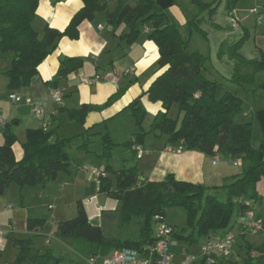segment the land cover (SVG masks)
<instances>
[{"label": "trees", "instance_id": "16d2710c", "mask_svg": "<svg viewBox=\"0 0 264 264\" xmlns=\"http://www.w3.org/2000/svg\"><path fill=\"white\" fill-rule=\"evenodd\" d=\"M82 1L83 7L74 14L64 30L46 24L41 32L36 26L40 0H0V57L10 61L7 72L9 87L16 89L29 85L38 75L40 65L58 47L63 37L74 40L80 37V25L85 20L105 18L113 27L124 25L119 39L128 45L135 43L145 25L150 24L152 29L147 37L157 45L160 54L158 65L165 71L147 90L151 101L162 103V110L155 115L149 132L165 134L169 142H180L183 147L198 149L211 157L223 154L238 165L241 163L242 171L234 175L229 183L220 186L180 180L174 174H168L159 181H146L137 185L139 174L136 166L120 171L107 166L104 169L117 176L115 192L121 199L123 221L129 222L133 216L143 218L139 239L106 237L101 226L91 223L82 201L77 203V215L74 218L59 222V235L84 239L94 244L97 248L95 254L106 255L124 247L141 248L156 241L155 217H164L166 208L172 206L187 210V224L191 231L183 233L175 229L174 237L184 239L189 244L232 232L239 217L246 215L259 201L257 184L264 178V108L254 112L260 132L256 146L252 142L253 122L236 120L244 103L237 89L256 84L259 76L264 75V53L261 52L254 59L241 54L247 34L233 42L224 41L219 55H226L234 61V72L231 77L219 82L206 75L213 68L210 57L199 51H189L192 29L207 36L200 26L202 18H193L188 22V30L183 31L167 12L159 8L157 0ZM191 1L199 11L208 10L210 16L217 11L214 5L220 2ZM238 1L226 0L229 13L235 9ZM83 63L81 58L63 57L61 77L80 69ZM47 83L54 87L58 85V81ZM221 87H224L222 93ZM257 89L264 90V79ZM117 96L112 97L107 104ZM174 105L178 106L177 116L170 114ZM129 108L140 132L135 135L134 141L124 144L116 143L109 133L102 135L104 156L107 158L111 157L115 147L142 144L148 133L142 125L147 112L139 100H134ZM93 109L94 106L85 104L77 109H68L67 113L71 119L84 123L87 114ZM3 133L5 142L0 146V196L11 183L20 187L45 185L57 179L59 172L71 171V156L67 149L78 135L52 141L53 131L27 129L23 142L24 157L18 161L13 151L17 135L11 124L5 126ZM111 185L109 176L104 178L101 192L110 191ZM219 191H224L225 198L217 194ZM44 223V219L30 218L28 229L33 230ZM241 236L245 239L246 249L242 264H264V242L255 245L246 239V235ZM12 241L18 251L12 264H60L51 249L35 246L33 236L13 238Z\"/></svg>", "mask_w": 264, "mask_h": 264}, {"label": "crops", "instance_id": "0c3cea01", "mask_svg": "<svg viewBox=\"0 0 264 264\" xmlns=\"http://www.w3.org/2000/svg\"><path fill=\"white\" fill-rule=\"evenodd\" d=\"M205 1L211 3L217 0ZM157 4L183 31L188 30V22L193 18L196 16L202 18L200 26L207 34L202 36L209 45L212 33L216 36L215 44L219 48L224 41L233 42L247 34L248 38L240 50L241 54L253 59L259 57L261 52L264 53V19L259 21V16L264 13V0H239L230 13L226 0H220L214 5L217 6V11L213 16L209 15L208 10L199 11L191 0H157ZM82 7V0H40L36 26L41 32L46 24L64 30ZM220 15H225L224 19H217ZM123 29L124 25L113 27L105 18L83 21L80 25V37L76 40L63 37L58 47L40 65L39 73L32 82L16 89L9 87L7 72L10 61L0 57V110L6 119V125L11 124L17 135V141L13 145L16 160L24 157L23 142L27 129L42 128L47 124V131H53L52 141L78 135L67 149L71 156L70 172H59L57 179L45 185L20 187L11 183L0 196V256L9 249L13 238L43 236L44 247L35 246L39 249H51L59 258L60 264H86V260L75 261L67 257L66 250L76 246L77 239L60 236L58 229L60 221L72 219L74 218L72 216L77 215L79 201H82L91 223L101 226L106 237L120 240L139 239H131L120 232L121 226L127 225L128 222L123 221L121 199L115 192L116 173L107 171L112 180L111 190L100 192L97 189L96 178L83 169L84 165H95L100 168L110 166L115 171L136 166L139 174L137 185L146 181H159L168 174H174L180 180L205 186H220L226 184L223 182L229 183L234 175L239 174L229 172L226 168H218L224 158L223 154H219L220 160L214 164V157L195 148L183 147L181 152L169 150L183 145L180 142H169L165 134L149 132L155 115L162 110V103L151 101L147 90L165 68L159 67L158 47L147 37L152 29L150 24L145 25L139 39L131 45L120 42L119 36ZM195 32L198 31L191 30L189 47ZM245 50L247 55L243 54ZM65 56L81 58L84 63L80 69L61 77V61ZM221 61L225 62L224 59ZM212 66L213 68L206 72L210 79L223 82V78H229L220 69ZM96 76L100 78L94 80ZM85 79L91 82H84ZM263 79L264 75H260L256 84L237 89V92L244 89L251 96L249 98L251 102L236 116V120L238 117L239 122L252 121L254 127L257 125L258 132L259 123L254 117V112L256 109L264 108V90L257 89ZM54 81H58L57 87L62 88L65 94L60 103H54L50 96L51 88L54 86L47 82ZM220 89L223 91L224 87ZM13 91L31 97L34 105L10 101L8 95ZM115 95L118 96L107 104ZM137 99L147 112L142 125L148 133L144 142L139 144L145 150L144 155L142 157L137 155L135 149L137 144L134 143L130 146L115 147L111 157L107 158L104 156L102 135L109 133L116 143L124 144L134 141L135 135L140 132V127L129 108ZM85 104L94 106L95 109L87 114L84 123L69 117L68 109H77ZM35 106L44 110L42 117L34 114ZM175 107L174 105L171 109V115ZM14 126L22 129L21 134L17 133ZM118 130L127 132L122 141L114 137V132ZM4 142L2 130L0 146ZM257 191L260 199L254 204V211L256 217L264 223L261 213H257V210L264 209V178L258 182ZM30 218L44 219L45 223L29 230ZM139 218L140 230L143 218ZM245 221L242 217L239 227L241 235L242 223ZM156 229L155 227V231ZM206 240L202 238L193 253H200L201 246ZM176 246H179V242ZM171 250L179 259L182 252L174 249V246ZM186 250L189 251V248ZM8 263L10 262L6 261V264Z\"/></svg>", "mask_w": 264, "mask_h": 264}, {"label": "built area", "instance_id": "2783aa9c", "mask_svg": "<svg viewBox=\"0 0 264 264\" xmlns=\"http://www.w3.org/2000/svg\"><path fill=\"white\" fill-rule=\"evenodd\" d=\"M264 19V13L259 16V21ZM100 76H96L94 80H98ZM84 82L90 83L91 80L85 79ZM64 91L60 87H52L50 91L51 99L54 103H60L64 98ZM8 99L14 103L25 102L26 104L34 105V100L31 97H25L17 92H10ZM34 114L38 117H42L44 110L35 106ZM6 125V119L4 118L0 110V132ZM47 131V124L42 127ZM137 155L142 157L145 153L144 148L137 144L135 146ZM169 150L181 152L183 146L177 149L169 148ZM220 160V156H214L213 163L216 164ZM238 165L237 162H234ZM83 169L90 172L97 181V189L101 192L102 181L108 177V172L104 168H100L95 165H84ZM247 220L243 222V228L241 230L242 235L246 236H258L264 233V223L256 217L254 208L249 209L246 213ZM158 225L156 229V241L152 244H147L141 248H119L115 249L109 254H94L86 258V264H216L218 257L226 258L232 254L233 248L236 243L237 234L229 232L222 237H211L207 239L201 246L200 253H190L185 250L177 258V254L174 253L171 248L176 246L178 241L175 239V228L168 224L164 217L157 215L155 217ZM239 235H241L239 233Z\"/></svg>", "mask_w": 264, "mask_h": 264}, {"label": "rangeland", "instance_id": "374dc122", "mask_svg": "<svg viewBox=\"0 0 264 264\" xmlns=\"http://www.w3.org/2000/svg\"><path fill=\"white\" fill-rule=\"evenodd\" d=\"M225 15H220L218 16L217 19H224ZM215 34L210 35V45L206 41V39L202 36L201 33L195 32L193 40L191 42V45L189 47V51H199L203 53L206 56L210 57V63L214 65L216 68L220 69V71L228 76L231 77L233 72H234V61L231 60L228 56V59H226V55L220 56L219 55V46H216L215 44ZM238 40V39H237ZM243 54L247 55V50L243 51ZM221 59H224L225 62H222ZM254 59V58H253ZM222 93V91L220 90ZM238 95H240L243 100V110L248 106V104L251 102L250 101V95L246 93L244 89H240L239 92H237ZM178 114V106L176 105L175 109L172 110V116H177ZM240 118L237 117V121H239ZM17 130V133L21 134L22 129L18 128V126H14ZM127 132L118 130L117 132H114V137L118 139V141H122L123 137L125 136ZM253 144L256 146L258 145L259 142V132H258V127L257 125L254 127V133H253ZM223 160L219 163L218 168H226L227 171L232 172V173H240L242 171V165L241 163L239 165H234V162L232 159L226 158L223 156ZM100 163V162H99ZM227 181V180H226ZM223 183H228V182H223ZM217 194L221 198H225V193L224 191H219ZM257 213H261V216L264 218V209L262 210H257ZM75 217V216H72ZM242 218V217H241ZM241 218L234 223V228L232 232L237 234V239L235 246L233 248L231 256L227 258H222L218 257L217 263L216 264H242L243 262V257L245 256V239L239 235V227L241 224ZM245 220H247L246 215L243 216ZM71 219V218H67ZM165 221L173 225L178 232H183V233H188L191 231L190 227L187 224V210L184 207H179V206H172L166 208L165 216H164ZM141 219L138 216H133L128 224H123L120 228V232L122 235H125L131 239H138L139 238V227H140V221ZM140 221V222H139ZM157 221L155 220L154 222V228H157ZM35 245L38 247H44V238L43 236H33ZM249 242L255 244V245H260L261 243L264 242V235L259 234L258 236H247L246 237ZM176 240L179 242V246H174V249L178 250L179 252H184L186 248H189V252L193 253L197 250L199 243H194V244H189L187 241L181 238H176ZM14 247L13 241L10 244L9 249L0 256V264H6V261L10 262L8 264H12L14 260L16 259L17 256V249ZM96 246L94 244H91L87 242L84 239H77V245L69 248L66 250V255L68 258L71 260H79L85 262V259L94 255L96 252Z\"/></svg>", "mask_w": 264, "mask_h": 264}]
</instances>
